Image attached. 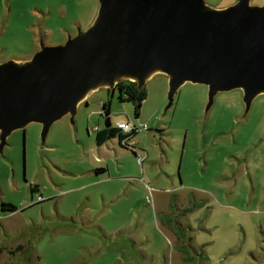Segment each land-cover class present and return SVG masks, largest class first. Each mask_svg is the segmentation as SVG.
Wrapping results in <instances>:
<instances>
[{"label":"rangeland","instance_id":"374dc122","mask_svg":"<svg viewBox=\"0 0 264 264\" xmlns=\"http://www.w3.org/2000/svg\"><path fill=\"white\" fill-rule=\"evenodd\" d=\"M98 7L0 0V62L64 43ZM167 90L168 77L153 74L135 117L117 90L100 88L44 139L38 122L10 133L0 152V205L16 210H0V264H183V255L184 264H264V92L245 112L239 88L218 92L208 110L204 84L185 82L169 108ZM103 102L111 125L146 124L130 139L134 150L118 135L95 143L106 127Z\"/></svg>","mask_w":264,"mask_h":264},{"label":"water","instance_id":"95a60500","mask_svg":"<svg viewBox=\"0 0 264 264\" xmlns=\"http://www.w3.org/2000/svg\"><path fill=\"white\" fill-rule=\"evenodd\" d=\"M93 22L64 43H41L29 59L0 62V152L29 122L51 124L100 88L155 73L168 77L167 106L185 82L208 86L206 110L220 91H243L245 112L264 92V4L236 0H98Z\"/></svg>","mask_w":264,"mask_h":264},{"label":"trees","instance_id":"16d2710c","mask_svg":"<svg viewBox=\"0 0 264 264\" xmlns=\"http://www.w3.org/2000/svg\"><path fill=\"white\" fill-rule=\"evenodd\" d=\"M119 89L121 90L122 96L119 97L120 101L131 102L134 106V116L137 117L139 113V109L141 106V102L146 97V92L144 91V87L139 88L136 82H132L129 80H123L119 83ZM103 112L105 115V124L106 127L97 129L95 133V143L98 146H101L104 142L109 139L114 138L118 135V139L122 140L125 137L132 138L137 132L131 133H122L118 127H113L109 120V107L108 105H103ZM104 169H98L96 172H102ZM36 187H32L31 190L34 191ZM0 207L9 212H13L16 208L11 203L2 202ZM21 248V245L18 246V249ZM36 259L39 260V257L36 255Z\"/></svg>","mask_w":264,"mask_h":264},{"label":"built area","instance_id":"2783aa9c","mask_svg":"<svg viewBox=\"0 0 264 264\" xmlns=\"http://www.w3.org/2000/svg\"><path fill=\"white\" fill-rule=\"evenodd\" d=\"M116 127H118L122 133H131V132H138V131H141V130H144L147 128L146 124L145 123H139V124H132L130 122H126L124 120L122 121H118L116 123ZM122 142L123 143H130L129 146L134 150L135 147L132 146V142L130 140V138L128 137H125L122 139Z\"/></svg>","mask_w":264,"mask_h":264},{"label":"flooded vegetation","instance_id":"af4514ba","mask_svg":"<svg viewBox=\"0 0 264 264\" xmlns=\"http://www.w3.org/2000/svg\"><path fill=\"white\" fill-rule=\"evenodd\" d=\"M234 2H236V0H234ZM122 81H123V80H122ZM122 81L117 82V83H116L113 87H111V88H106V89H108V90H111V95H112V93H113L115 90H117L118 93H119V95H118V99H119V97L122 96V94H121V90L119 89V83L122 82ZM132 82H133V81H132ZM137 86H138V85H137ZM142 87H144V86H142ZM140 88H141V87H140ZM85 99H86V98H85ZM85 99H84V100H85ZM84 100H83V101H84ZM83 101H82V102H83ZM122 102H123V101H122ZM106 104H107L108 107H109V102H103L102 105H101V111H102V113H104V112H103V105H106ZM109 114H110V108H109ZM112 126H113V125H112ZM114 127H115V126H114ZM119 143L122 144V145L125 146V147H129V148H131V147L129 146L130 143H123L122 140H119ZM132 146H134V145L132 144ZM131 149H132V148H131ZM132 150H133V149H132ZM0 210H1L2 212H9V211H5V210H3L1 207H0ZM15 210H16V209H15ZM15 210H14V211H15Z\"/></svg>","mask_w":264,"mask_h":264},{"label":"crops","instance_id":"0c3cea01","mask_svg":"<svg viewBox=\"0 0 264 264\" xmlns=\"http://www.w3.org/2000/svg\"><path fill=\"white\" fill-rule=\"evenodd\" d=\"M109 120H110V117H109ZM120 121H122V120H120ZM117 122H118V121H117ZM117 122H116V123H117ZM114 126H116V124H114L113 127H114ZM173 236L175 237L174 234H173ZM175 238H176V237H175ZM184 258H185V257H184V255H183V257H182V262H183V264H184ZM118 264H131V263H130V262H127V261H125V262H124V261H122V262L120 261Z\"/></svg>","mask_w":264,"mask_h":264}]
</instances>
